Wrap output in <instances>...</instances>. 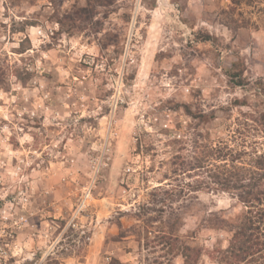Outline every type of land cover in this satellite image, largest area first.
I'll use <instances>...</instances> for the list:
<instances>
[{"label":"rangeland","instance_id":"rangeland-1","mask_svg":"<svg viewBox=\"0 0 264 264\" xmlns=\"http://www.w3.org/2000/svg\"><path fill=\"white\" fill-rule=\"evenodd\" d=\"M205 145L264 153V0H0V264H221Z\"/></svg>","mask_w":264,"mask_h":264},{"label":"trees","instance_id":"trees-1","mask_svg":"<svg viewBox=\"0 0 264 264\" xmlns=\"http://www.w3.org/2000/svg\"><path fill=\"white\" fill-rule=\"evenodd\" d=\"M243 154L248 158L246 161L242 159ZM174 160L173 164L178 165L182 173L190 169H199L201 173H206L213 186L232 192L245 207V213L237 221L236 231L229 246L217 251L218 262L264 264V153H258L254 145L237 155L226 145H205V150L195 158L196 163L190 168H187V160L181 159V156ZM241 170L244 172H240ZM213 186L203 185L201 182L196 186L190 184L194 191L215 190ZM184 256L190 257L187 253ZM113 264L126 263L115 260ZM185 264H189L188 260H185Z\"/></svg>","mask_w":264,"mask_h":264}]
</instances>
